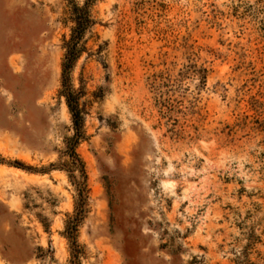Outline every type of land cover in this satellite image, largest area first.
Returning <instances> with one entry per match:
<instances>
[{
  "label": "rangeland",
  "instance_id": "rangeland-1",
  "mask_svg": "<svg viewBox=\"0 0 264 264\" xmlns=\"http://www.w3.org/2000/svg\"><path fill=\"white\" fill-rule=\"evenodd\" d=\"M84 3L0 0V264H264V0H96L83 175Z\"/></svg>",
  "mask_w": 264,
  "mask_h": 264
},
{
  "label": "trees",
  "instance_id": "trees-1",
  "mask_svg": "<svg viewBox=\"0 0 264 264\" xmlns=\"http://www.w3.org/2000/svg\"><path fill=\"white\" fill-rule=\"evenodd\" d=\"M96 0H85L83 6H75L73 10V21L75 26L72 29L71 36L64 44L66 49L62 63V90L61 94L66 97L67 105L72 114L73 126L75 129L74 135L69 139L67 145V153L70 156L69 170L74 171L80 169L82 174H85L84 164L79 154L76 151L77 145L85 137L84 132V117L79 104V94L74 90L71 83V72L76 61L81 56L85 49L83 38L85 31L93 23L90 15V6ZM82 191V189H80ZM83 209L80 208L76 215L69 221L67 233L70 237L75 238L77 225L82 217Z\"/></svg>",
  "mask_w": 264,
  "mask_h": 264
}]
</instances>
